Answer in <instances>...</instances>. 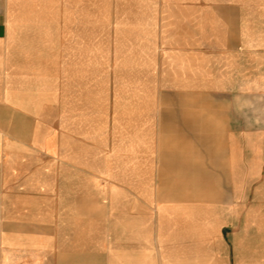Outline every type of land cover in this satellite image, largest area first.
Wrapping results in <instances>:
<instances>
[{
	"label": "crops",
	"instance_id": "1",
	"mask_svg": "<svg viewBox=\"0 0 264 264\" xmlns=\"http://www.w3.org/2000/svg\"><path fill=\"white\" fill-rule=\"evenodd\" d=\"M243 5H219L214 17L226 24L225 41L211 59L219 61L227 92L252 87L253 94L228 96L227 106L210 114L220 129L217 141L226 143V162L199 165L227 166L229 158L252 175L259 164L255 148H264V98L254 93L264 88V25L246 23L264 24V14H244ZM97 6L96 0H0V264H195L193 203L149 212L147 201L128 189L101 186L99 170L88 169L100 160L84 157L81 138L60 137L81 135L77 128L42 125L57 117L51 72L99 64ZM194 19L182 17L189 35ZM187 41L179 54L190 53V36ZM177 114L172 127L178 131L197 134L213 125L199 114ZM206 150L201 158L221 159ZM193 160L189 153L173 155V172L181 169L168 181L195 179Z\"/></svg>",
	"mask_w": 264,
	"mask_h": 264
},
{
	"label": "rangeland",
	"instance_id": "2",
	"mask_svg": "<svg viewBox=\"0 0 264 264\" xmlns=\"http://www.w3.org/2000/svg\"><path fill=\"white\" fill-rule=\"evenodd\" d=\"M96 1L99 64L93 69L84 64L74 71L51 72L52 114L57 117L41 120L42 125L77 128L81 135L60 137L73 142L81 138L84 157L100 160L99 167L88 169L99 170L101 186L128 189L133 197L147 201L149 212L178 201L193 203L195 264H264V152L260 151L264 148H255L259 164L252 168V175L250 167L232 166L229 158L227 166L199 165L226 162V143L217 141L220 129L210 114L222 111L228 96L253 94L252 87L227 92L220 86V64L211 58L219 57L226 24L214 16L222 9L220 4L236 1L244 4V14H264V7L258 6L261 0ZM188 13L195 16L189 24L190 35L187 24L181 22ZM246 25L251 29L264 24ZM187 36L193 48L189 54H179ZM259 90L255 88L254 93L264 98V88ZM181 112L199 114L198 118L211 122L196 133L205 139L213 135V141L209 138L202 144L195 132L173 129L172 116ZM211 131L215 133L206 134ZM207 148L222 154L221 159L201 158L209 152ZM188 153L198 164L193 178L209 184L205 192L170 183L172 177L165 176L168 156ZM180 169L173 173L179 174ZM109 176H115V182ZM171 185L175 192L163 194Z\"/></svg>",
	"mask_w": 264,
	"mask_h": 264
},
{
	"label": "bare ground",
	"instance_id": "3",
	"mask_svg": "<svg viewBox=\"0 0 264 264\" xmlns=\"http://www.w3.org/2000/svg\"><path fill=\"white\" fill-rule=\"evenodd\" d=\"M197 136L200 137L199 139L201 140V143L202 144H205V141L208 142V140H206L204 138V135L202 134H198L197 133ZM206 137H209V135H206ZM208 139V138H207ZM168 157H170L169 159L171 160L173 158V155L170 154ZM167 168L171 171V173L169 174V170H166L167 173L165 174V176H168V177H171L172 176V173H173V166L172 164H169L167 165ZM193 172H196V170H198L197 167H191L190 168ZM171 183V181H168ZM172 183H175V182H172ZM180 183V182H179ZM181 184L183 186H186L187 188H191L194 192H205V190L208 188L209 184L207 182V180H203V179H191L190 181H184V182H181ZM175 192V189L173 188V185H171L170 187H167L163 190V194L165 195H172L173 193ZM165 208V207H163ZM176 207H173V206H170L168 207V210L169 211H173ZM216 227V226H215ZM208 234V233H207ZM204 236V234H202Z\"/></svg>",
	"mask_w": 264,
	"mask_h": 264
}]
</instances>
